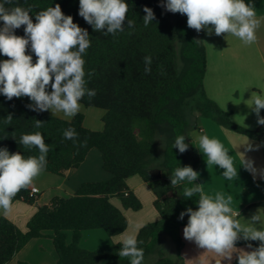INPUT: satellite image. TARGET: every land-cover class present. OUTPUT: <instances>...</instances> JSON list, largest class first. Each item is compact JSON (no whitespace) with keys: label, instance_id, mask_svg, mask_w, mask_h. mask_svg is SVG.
<instances>
[{"label":"trees","instance_id":"16d2710c","mask_svg":"<svg viewBox=\"0 0 264 264\" xmlns=\"http://www.w3.org/2000/svg\"><path fill=\"white\" fill-rule=\"evenodd\" d=\"M125 2L128 12L124 30L115 35L105 34L106 29L94 31L78 14L79 0H11V4L6 5L30 9L35 22L37 13L59 4L66 16H71L74 23L88 31L90 47L83 55L84 78L86 88L94 90L95 96L85 95L79 104L106 113L102 118L103 130L95 131L85 126L82 113L65 120L45 111H33L28 107L32 103L28 97L9 101L0 94V148H7L10 153L19 152L24 158L38 157L37 148H25L19 140L24 134L40 132L49 147L42 172L64 176L67 171L79 169L88 154L97 150L103 170L111 177L105 181L85 182L71 197H55L49 205L38 207L26 231L1 217L0 264H9L30 241L43 237L53 240L58 264H130V257L118 255L121 243L89 251L80 246V241L83 232L89 230L101 229L111 239L127 231V218L111 200H119L124 210L139 212L142 203L127 183L135 176L145 183H156L152 189L153 205L159 216L137 234V247L144 252L142 264H178L166 256L160 241L162 235L173 240L178 262L185 264L181 256L184 243L180 229L186 226L188 216L183 220L179 216L187 208L197 209L199 195L185 198L184 189L193 185L185 181L173 187L170 177L179 167L198 169L200 159L190 144V132L198 117L212 119L225 129L264 144L263 125L258 124L254 130L236 125L230 112L222 110L206 96L203 85L206 49L196 37V30L187 26V16L166 11L161 6L166 0ZM144 7L151 8L156 18L147 27L143 24ZM127 19L135 21L133 27H128ZM24 27L16 29L15 34L23 37ZM26 54L32 55L33 62L37 59L30 45ZM146 56L152 58L151 71L147 74ZM5 59L8 58L0 55V61ZM9 114L13 118L10 124L5 122ZM260 117H264V113ZM35 120L44 122L42 127L36 128ZM68 128H74L78 134L75 140L64 138L63 132ZM180 135H185V143L189 145L184 153L173 147L175 138ZM194 183L198 184L197 180ZM17 201L33 205L37 196L31 195L29 186L16 194L11 206ZM253 206H264V203ZM249 243L252 249L260 245L258 241L241 238L235 247H247Z\"/></svg>","mask_w":264,"mask_h":264},{"label":"clouds","instance_id":"9594fccd","mask_svg":"<svg viewBox=\"0 0 264 264\" xmlns=\"http://www.w3.org/2000/svg\"><path fill=\"white\" fill-rule=\"evenodd\" d=\"M9 4L11 0L0 2V21L3 22L0 27V55L8 58L0 61V94L9 101L28 97L32 101L28 107L33 111L55 110L74 117L83 97L95 96L94 90L86 88L84 78L83 55L90 47L88 31L74 23L71 16H66L59 4L37 13L35 22L30 9L6 7ZM161 6L168 12L186 15L187 26L197 32L208 29L209 34L213 31L217 36L230 34L245 44L256 41L259 20L254 4L245 0H166ZM143 11L146 13L143 24L147 27L156 18L151 8L144 7ZM127 12L125 0H79V16L97 32L106 29L105 34L115 35L123 31ZM134 24L135 21L127 19L128 27ZM21 26H25L23 37L15 34ZM29 45L37 58L35 62L32 55L26 54ZM144 62L145 73H150L152 58L146 56ZM49 87L50 92L47 91ZM251 100L258 124L264 125V117H260L264 97L253 93ZM12 119L9 114L5 122L10 124ZM43 123L35 120V127L40 128ZM63 135L69 140L78 136L74 128L64 130ZM197 139L199 148L207 156L208 165L223 169L222 175L228 180L237 176L233 160L219 140L210 139L207 135H199ZM19 143L25 148H37L40 154L24 158L19 152L10 153L7 148H0V209L5 214L10 210L16 194L29 187L47 164L49 147L40 132L22 135ZM173 147L184 153L189 147L185 143V135L177 136ZM248 148L253 150L251 145ZM243 167L256 173L251 160L244 159ZM198 176L199 173L191 166H184L175 169L170 177L173 187L185 181L193 185L184 189L185 198L199 195L196 210L187 208L180 213V220L188 216L183 237L229 262L236 253L238 264H264V230L252 226L260 221V216L254 215L250 225H241L235 219L238 213L230 207L232 198H225L221 193L214 197L206 195L203 185L194 183ZM241 238L244 241H259L260 245L252 249L249 243L247 247L251 251L238 249L235 245ZM120 243V257H130V264H142L144 252L137 247L135 234H123Z\"/></svg>","mask_w":264,"mask_h":264},{"label":"crops","instance_id":"0c3cea01","mask_svg":"<svg viewBox=\"0 0 264 264\" xmlns=\"http://www.w3.org/2000/svg\"><path fill=\"white\" fill-rule=\"evenodd\" d=\"M245 2L254 4L259 20L254 43L245 44L239 38L226 33L217 36L213 31L209 34L208 29L202 30L201 34L196 31V37L201 39L206 49L207 64L203 81L206 96L222 110L230 112L233 123L246 130H254L258 126V122L257 115L252 108L251 96L253 93H257L264 97V0H245ZM209 27L211 28V26ZM45 112L65 120L73 118L55 110ZM262 113H264V109H261L260 116ZM103 117L104 115H101L100 125L92 130H103ZM199 135H207L210 139H217L223 144L233 160L237 176L228 180L222 175L223 169L217 165L206 163L207 156L199 148L197 139ZM190 144L200 159L197 182L203 185L205 194L214 197L217 193H221L225 198L230 196L232 198L230 207L233 212L239 215L235 219H238L241 225L247 226L252 224L251 218L258 215L260 221L252 226L258 230H264V206H253L264 203V144L225 129L212 119L205 117H198L195 127L190 132ZM249 145L253 150H249ZM96 151L92 150L88 154L86 161L79 169L67 171L64 176L41 171L30 185V188L39 190V194L35 195L37 201L33 205L17 201L10 207L7 214L3 209H0V218L5 217L20 230L26 231L27 224L37 212L38 207L49 205L55 197H71L85 182L110 179L111 176L103 170L101 154ZM244 159L253 162V167L256 169L255 174L243 167ZM127 183L130 190L139 199L142 195L147 196L148 200L154 203L155 197L152 189L156 183H145L137 176L128 179ZM111 202L122 212L124 211L119 200L113 198ZM247 208H249L248 211L244 215H240ZM150 218V220H143L140 224H136L140 227L137 228L135 225L131 234H135L137 237L139 230L144 225L158 220V213L152 212ZM128 221L129 229L131 225L129 217ZM184 227H181L180 234L184 243L181 256L185 264H218V262L220 264H238L236 253H233V259L229 262L214 252H207L205 249L199 248L195 242L186 240L183 237ZM122 235L111 239L101 229L85 231L82 234L80 246L89 251L99 248L108 249L114 243L121 242ZM160 241L166 256H168L163 236ZM68 242H71V236H69ZM236 248L245 251L252 250L248 247ZM175 257L177 258L176 246ZM177 263L179 264L178 260ZM9 264H58L53 240L49 237L33 239Z\"/></svg>","mask_w":264,"mask_h":264},{"label":"rangeland","instance_id":"374dc122","mask_svg":"<svg viewBox=\"0 0 264 264\" xmlns=\"http://www.w3.org/2000/svg\"><path fill=\"white\" fill-rule=\"evenodd\" d=\"M47 112H50V110ZM78 112L84 114L85 120H86L85 125L91 130L96 129L95 127L96 126L98 127L100 125L101 115H105L106 113L105 111L100 110V109L86 108L81 104H80ZM140 201L142 203V209L139 212H132V211H126V210L123 211L127 220L129 217L131 221V225L129 226V229L127 231L128 233L126 232L125 234H131L136 224H140V222L143 220H150L151 219L150 217L152 216V212H156L154 209L153 203L150 202V200H148L147 196L142 195ZM162 236L165 239V245L167 247L166 249V253L168 255L167 257L173 259L177 263L178 259L175 257V245L173 243V240L167 235H162ZM153 260H154L153 258L150 259V262Z\"/></svg>","mask_w":264,"mask_h":264},{"label":"built area","instance_id":"2783aa9c","mask_svg":"<svg viewBox=\"0 0 264 264\" xmlns=\"http://www.w3.org/2000/svg\"><path fill=\"white\" fill-rule=\"evenodd\" d=\"M39 194V190L37 188H31V195Z\"/></svg>","mask_w":264,"mask_h":264}]
</instances>
